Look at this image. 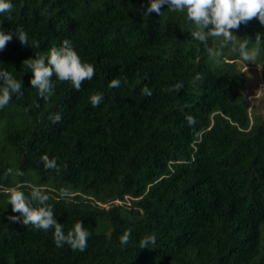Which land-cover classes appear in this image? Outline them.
I'll return each instance as SVG.
<instances>
[{
	"label": "trees",
	"instance_id": "1",
	"mask_svg": "<svg viewBox=\"0 0 264 264\" xmlns=\"http://www.w3.org/2000/svg\"><path fill=\"white\" fill-rule=\"evenodd\" d=\"M10 2L11 20L0 14V30L12 35L0 70L21 82L22 95L0 110V185H47L65 235L81 220L91 236L83 252L57 247L54 229L8 219L20 214L0 188V264H264V89L250 98L257 73L264 85V25L253 19L233 30L249 49L259 47L255 61L231 45L217 61L191 37L186 11L168 5L159 16L146 14L149 0ZM65 39L95 76L77 91L54 75L45 101L23 61ZM214 43L223 39H208ZM117 77L121 86L110 89ZM178 82L180 91H164ZM145 85L151 96L141 94ZM97 92L104 99L93 108ZM44 154L58 157V174L45 170ZM61 188L74 193L70 200L59 198ZM20 190L30 197V188Z\"/></svg>",
	"mask_w": 264,
	"mask_h": 264
},
{
	"label": "clouds",
	"instance_id": "2",
	"mask_svg": "<svg viewBox=\"0 0 264 264\" xmlns=\"http://www.w3.org/2000/svg\"><path fill=\"white\" fill-rule=\"evenodd\" d=\"M168 5L169 11L185 12L187 20L194 25L190 28L191 37L205 46V50L210 58L219 60L224 55L223 49L231 45V52H238L240 58L244 61H255L259 54V47L248 48L249 40H240L233 34V30L239 29L240 25L247 24L253 19H258L261 25H264V0H149V6L146 8V14L155 12L161 15V8ZM13 4L10 0H0V14L8 12V19L11 20V11ZM2 25V22H0ZM207 29V31H206ZM17 37L21 45L28 44V36L24 29H17ZM222 38L223 43L217 48L215 43L208 46V39ZM12 40L11 34H5L0 30V51H3L9 41ZM257 45L261 43V36L257 34ZM33 73V79L30 83L33 88L38 90L39 96L48 101L54 95L55 84L52 77L55 75L60 82H70L73 87L79 91L85 80H92L95 76V66L91 63L83 62L79 54L75 51L70 40L65 39L62 46L51 47L48 55H37L23 61ZM202 79L197 74L193 83ZM127 82V78H124ZM121 79L119 77L110 81V89L119 88ZM184 87L182 82H178L164 91H180ZM21 82L13 77L8 70H0V110L5 108L12 99V94L22 95ZM141 94L151 96L152 91L147 85L141 89ZM93 108L99 107L104 99L103 93L97 92L89 97ZM53 123L61 120L60 114H54L49 117ZM188 124L193 126L196 120L193 116L186 117ZM41 161L46 171L60 172L58 157H49L48 154L41 156ZM13 170L9 168L5 176L12 174ZM17 175H23L18 172ZM28 187L31 189L30 197L26 196L20 189ZM0 188L9 194L8 203L12 206V212L19 213V216H9L8 219L13 222H21L25 226L32 225L37 230L49 231L54 229L53 238L57 247H63L65 243L70 245L71 249L83 252L87 249V241L91 232L84 227L83 222L78 220L67 234L64 233V225L57 222L53 206L48 204L50 197L46 194L49 191L47 185H35L28 182L18 183L13 187ZM60 199L70 200L74 193L69 188H61L58 191ZM132 229H126L120 236L121 245L129 242ZM151 240L155 242V236L141 240V248H145Z\"/></svg>",
	"mask_w": 264,
	"mask_h": 264
},
{
	"label": "rangeland",
	"instance_id": "3",
	"mask_svg": "<svg viewBox=\"0 0 264 264\" xmlns=\"http://www.w3.org/2000/svg\"><path fill=\"white\" fill-rule=\"evenodd\" d=\"M259 71L261 73V68H259ZM257 76L259 80V85L257 87H254L253 89V93L251 94L250 98H252V101L254 102L256 99H258L261 95H262V92H263V89H264V85L263 83L261 82V76L260 74L257 73Z\"/></svg>",
	"mask_w": 264,
	"mask_h": 264
}]
</instances>
